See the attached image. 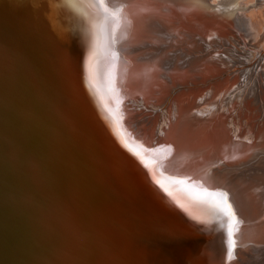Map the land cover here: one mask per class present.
I'll return each mask as SVG.
<instances>
[{"label":"bare ground","instance_id":"bare-ground-1","mask_svg":"<svg viewBox=\"0 0 264 264\" xmlns=\"http://www.w3.org/2000/svg\"><path fill=\"white\" fill-rule=\"evenodd\" d=\"M236 1L0 0V264H264V65L236 34L264 20Z\"/></svg>","mask_w":264,"mask_h":264},{"label":"rangeland","instance_id":"rangeland-1","mask_svg":"<svg viewBox=\"0 0 264 264\" xmlns=\"http://www.w3.org/2000/svg\"><path fill=\"white\" fill-rule=\"evenodd\" d=\"M222 1L223 0H207L208 5H209L208 6L209 9H213L212 5L219 4ZM231 6L243 7V10L247 11L246 15L251 14V13H249L250 11H255L257 13L256 15L260 16L262 21L264 20V15H263L264 14V0H237L236 5H233V2H232ZM248 16H250V15H248ZM248 16H246V17H248ZM219 20L221 22L220 26L222 28L227 29L226 25L231 26V20L223 19V18H220ZM192 21H193V25H192L193 27L200 28V25L196 20L193 19ZM261 26H262V28H261ZM166 27H167V29H166L167 37H163L162 40H167L168 38H175V39L177 38L178 40H180V37H176V30H174L171 27L170 22L167 23ZM259 29H260V31H259ZM259 29H258V32L255 34H247L246 31L241 28L240 30H238L236 32V34H238V37L241 39V44L243 45V47L246 49L248 48V50L251 51V53H252L251 57L255 60L252 62V64L256 63L257 61L260 60L261 65H264V58H263L264 57V21L262 22L261 25H259ZM227 30L230 31L229 29H227ZM231 34L233 35L232 32H231ZM223 38H224L223 41L218 42L217 45L215 46V48L211 46L209 51L212 52L216 49L218 51V53L223 54L224 50H226L229 47L228 44L231 42V40L229 38H227V31L226 30L224 31ZM157 39L159 40L158 37H157ZM181 47H182V45L180 44V42H177L176 45H173L171 48H169V50L173 53L177 51V54H179ZM239 54H241V53H239ZM246 67L247 66H244L243 68H246ZM260 69H263V67L261 68V66H260V68H258V71H260ZM251 85L252 84H250L248 87L250 88ZM256 94H258V93H256ZM138 97H139V99L146 100L145 95H143V96L141 95ZM134 99H132V100H134ZM250 108L252 109V110H250L251 111L250 114L246 113V117L238 118L237 124H238L240 129L245 130L246 127H244V124H246V126H248L251 122L256 121L257 110L255 109V107L253 105H250ZM130 118H131V112H130V117L128 119L129 121H130ZM248 119H250L251 122L242 123L243 121H246ZM246 135H249V133H247ZM244 144L246 146L247 145H251V146H249V149L245 152V154L243 156H245L249 152L253 151V147L257 144V142L253 139H248L244 135L238 145H239V147L240 146L244 147L245 146ZM233 151L234 150H232L231 152L228 153V152H225L224 150H221V153L231 154V153H233ZM239 151H240V149L236 150L235 153H238ZM260 161H262V159ZM259 165H260V163L258 162L254 166H259ZM245 170L249 171V169H245Z\"/></svg>","mask_w":264,"mask_h":264},{"label":"snow or ice","instance_id":"snow-or-ice-1","mask_svg":"<svg viewBox=\"0 0 264 264\" xmlns=\"http://www.w3.org/2000/svg\"><path fill=\"white\" fill-rule=\"evenodd\" d=\"M105 2V0H96V3H97V5H99V4H103ZM109 118L111 119V117L109 116ZM115 122L113 121V124H114ZM229 235H231V233H229ZM229 243L230 244H232V247H234V243L230 240L229 241ZM229 256H232V251H231V248H230V251H229Z\"/></svg>","mask_w":264,"mask_h":264}]
</instances>
